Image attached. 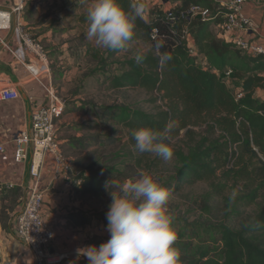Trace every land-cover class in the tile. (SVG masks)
<instances>
[{
    "label": "trees",
    "instance_id": "16d2710c",
    "mask_svg": "<svg viewBox=\"0 0 264 264\" xmlns=\"http://www.w3.org/2000/svg\"><path fill=\"white\" fill-rule=\"evenodd\" d=\"M164 1L171 0L156 3L148 19L136 21L131 42L149 44L144 61L137 64L134 57L120 61L118 72L105 78L113 90L143 89L150 94V103H163L152 111L125 104L106 107L105 112L125 131V146L105 159L112 164L102 169L106 174L91 166L92 173L82 172L81 184L73 189L79 199L101 198L108 194L105 184L112 178L126 181L160 168L166 161L139 152L132 131L162 130L173 122L171 144L184 145L173 148V174L162 186L168 191L197 183L209 187L200 203L201 217L185 221V230L175 231L180 264H264V99L255 96L258 88H264V57L244 53L219 37L226 5L182 0L169 8L174 14L169 18ZM118 2L126 10L133 3ZM194 4L209 9V17H191L187 11ZM81 21H87V14ZM157 41L163 44L160 51L172 57L163 66L153 49ZM228 70L230 82L224 77ZM216 208L220 215L214 218ZM89 218L80 213L77 224L85 226Z\"/></svg>",
    "mask_w": 264,
    "mask_h": 264
},
{
    "label": "crops",
    "instance_id": "0c3cea01",
    "mask_svg": "<svg viewBox=\"0 0 264 264\" xmlns=\"http://www.w3.org/2000/svg\"><path fill=\"white\" fill-rule=\"evenodd\" d=\"M232 1L216 0V3L227 5ZM15 2L16 0H0V9L12 10ZM181 2L182 0L164 1L162 7L168 9L171 6L181 4ZM51 3H53V0H25L24 10L20 15L14 14L13 16L12 28L0 30V91L14 86L20 92V97L17 99H4L0 96V141L5 144V151L0 152V205L8 201L6 194L16 191L20 193L18 201H22V204H24L30 193V184L33 181L31 174V166L33 160H35L33 147L31 145L26 146L27 158L23 161H18L16 158V145L13 142L15 135L21 129L27 127L33 108L48 103L49 95L45 86L54 84L58 87L61 95L67 90L65 87L68 83V69L65 70V66H68V62H73V55L68 52V46L72 41H67L66 37L64 40H60L61 38L57 37V32L62 34L66 32V29L57 31L61 27L53 24V19H57L59 14L56 11L57 8L49 9L50 7L48 6ZM61 8L58 7V9ZM152 8L150 5L146 12L150 13ZM242 13L253 19V27L248 31L236 30L222 37L219 34V37L230 41L232 37L238 35L264 42V0H248L243 6ZM70 18L68 16V20ZM17 20L21 21L23 29L35 36L34 38L41 43L44 41L47 47L50 46L48 64L41 63L34 55L29 54L19 45L17 40ZM68 30H70V25H68ZM71 31L73 29L69 33ZM72 71L77 73V68ZM255 96L264 99V88H258ZM79 106V101H76L73 107L75 109L68 114L67 105L65 114L58 121L61 146L66 157L68 156V151H77L75 143L77 139L73 136H81L80 133L76 134L75 131L77 129L73 130L75 127H70L80 118V116L74 114L76 110H80ZM71 131L75 132L72 136L70 135ZM35 162L36 164L40 162L39 186L46 191L43 215L54 231L55 238L50 245V249L67 254L63 264H76L78 262L74 260L78 254L75 251L81 246L83 239L82 230L87 227V225L81 226L77 224L79 214L83 210L80 206L79 196L75 193L72 183L75 180L77 171L73 169L71 162L70 173L67 176L61 175L56 186L52 188L50 182H52L53 178V157L46 154L41 161L36 158ZM9 185H14V187L8 188L7 186ZM13 232L15 238L13 259L15 262L13 264H35V254L27 250L17 240L15 227Z\"/></svg>",
    "mask_w": 264,
    "mask_h": 264
},
{
    "label": "rangeland",
    "instance_id": "374dc122",
    "mask_svg": "<svg viewBox=\"0 0 264 264\" xmlns=\"http://www.w3.org/2000/svg\"><path fill=\"white\" fill-rule=\"evenodd\" d=\"M91 3V0H53V3L48 6L50 7L49 9L57 8L56 11L59 15H57V19H53V24L61 27L57 31L66 29L65 33L60 34L57 32V37L61 38L60 40H64L66 37L67 41H72L68 46V52L70 55H73V62H68V66H65V70L68 69V83L65 87L67 90L65 93L61 92V95L58 87L55 86V88L58 95L64 100L66 108L68 105V114L75 109L73 107L76 101L80 103V110L74 112L80 118L70 127H75L73 130L77 129L75 131L76 134L80 133L81 136H73L77 139L75 141L77 151H68L67 156L72 162L73 169L77 171L75 179H78L84 171L91 174V166L94 171L99 169V171H102V175L106 174V170L102 169L112 166V164L106 163V161L110 160L109 157L113 153L120 151L125 146V131L119 124L112 120L108 112H105L106 107L125 104L139 107L146 111H152L158 104L163 103L161 101L158 104L150 103L151 96L143 89L113 90L108 87L105 78L108 75L118 72L116 68L120 61L135 57L137 53L144 54L149 50L150 46L144 41H134L125 50L112 52L98 47L94 41L87 40L86 32L89 24L88 21H81V16L87 14ZM58 7L62 8L58 9ZM68 16L71 17L70 20H68ZM145 17L148 19L149 15H145ZM68 25H70V30L73 29L70 33ZM43 42L42 44L44 46L46 43ZM44 47L50 59V46L47 47L45 45ZM75 68H77V73L72 71ZM75 132L71 131L70 135L72 136ZM180 145H184V142L174 141L171 144L173 148H177ZM106 158L108 160H105ZM173 166L174 160L171 158L153 172H142L151 174L163 184L173 174ZM138 178L133 177L126 181L124 179H118L116 181L122 187L124 184ZM208 190L209 187L205 183L186 186L180 190H169L170 198L166 209L173 219V228L175 231L185 230L183 224L185 221L194 222L201 217L203 213L200 203H202L203 196ZM6 195L8 196V201L0 205V264H13L15 262L13 260L15 248L13 229L23 202L18 201L19 197L15 192ZM80 201V206L83 208L81 210L82 213L84 215L88 214L90 220L87 222V227L82 230V244L78 248L90 245L99 246L109 239V234L106 230V213L111 203V197L108 193L101 198L89 199L84 197L83 199L80 198ZM217 212L218 208L213 209L214 218L220 215ZM99 215H102L104 220L100 221V219L99 223H97L96 219ZM86 229L88 230L86 231ZM76 257L74 261L88 264L86 257L78 255Z\"/></svg>",
    "mask_w": 264,
    "mask_h": 264
},
{
    "label": "clouds",
    "instance_id": "9594fccd",
    "mask_svg": "<svg viewBox=\"0 0 264 264\" xmlns=\"http://www.w3.org/2000/svg\"><path fill=\"white\" fill-rule=\"evenodd\" d=\"M145 12L140 0L131 3L128 10L118 0H92L87 10L86 39L106 50H125L134 38L137 19H143ZM162 47L160 41L153 45L161 66L172 59L169 53L160 51ZM145 58L142 53L134 57L137 64ZM173 127V122H168L162 130H133L136 149L170 160L174 155ZM105 189L111 197L106 213L109 239L99 246L78 248V256L86 257L88 264H180L172 217L166 209L169 191L147 172L122 187L112 178ZM235 195L233 191L231 196Z\"/></svg>",
    "mask_w": 264,
    "mask_h": 264
},
{
    "label": "built area",
    "instance_id": "2783aa9c",
    "mask_svg": "<svg viewBox=\"0 0 264 264\" xmlns=\"http://www.w3.org/2000/svg\"><path fill=\"white\" fill-rule=\"evenodd\" d=\"M135 2V0H132ZM216 2V0H212ZM248 0H233L227 4L228 12L225 22L219 26L220 35H226L236 30L248 31L254 25L251 17L242 13L244 4ZM145 4L146 10L151 5L154 6L162 0H140ZM25 0H16L13 9H0V30L11 29L13 26L14 14L20 15L24 10ZM191 17L202 14L203 19H207L210 10L199 5H191L187 11ZM145 15L149 13L145 12ZM144 15V16H145ZM168 17L174 18V14L168 8ZM18 31L17 40L19 45L29 54L34 55L41 63L48 64L49 57L43 44L34 38V36L23 29L20 20L16 21ZM157 34L155 30L152 37ZM184 37H188V31L185 28ZM238 49L253 56L264 57V42H259L241 36H234L230 39ZM16 53V52H15ZM231 70L225 73V79L230 82ZM49 95L47 104L40 105L32 109L29 124L26 128L21 129L14 137L13 142L16 145V158L23 161L27 158L26 146L33 147L34 159L31 166L33 181L30 184V193L25 200L15 221V233L17 240L27 249L35 254V264H63L67 254L62 251L51 250L50 245L54 241V231L50 223L43 215V209L46 203V191L39 186V165L36 164V158L40 161L46 154L51 155L54 159L53 178L50 186L54 188L61 175H68L71 171V161L67 159L61 146L59 136L58 121L65 113L66 104L58 95L54 84L45 86ZM0 96L4 99H17L20 92L14 86L5 88L0 91ZM241 97V94L238 95ZM5 151V144L0 141V152ZM87 176L88 173L85 172ZM73 185L81 184L80 179L72 181ZM13 188L14 185L7 186ZM74 264V263H68Z\"/></svg>",
    "mask_w": 264,
    "mask_h": 264
},
{
    "label": "water",
    "instance_id": "95a60500",
    "mask_svg": "<svg viewBox=\"0 0 264 264\" xmlns=\"http://www.w3.org/2000/svg\"><path fill=\"white\" fill-rule=\"evenodd\" d=\"M196 18L202 19L203 16H202V14H199V15L196 16Z\"/></svg>",
    "mask_w": 264,
    "mask_h": 264
}]
</instances>
